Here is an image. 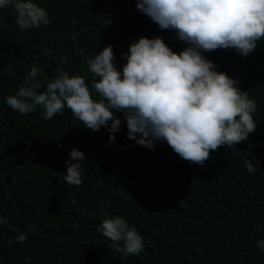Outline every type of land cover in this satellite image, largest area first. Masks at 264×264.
<instances>
[{
    "label": "trees",
    "instance_id": "trees-1",
    "mask_svg": "<svg viewBox=\"0 0 264 264\" xmlns=\"http://www.w3.org/2000/svg\"><path fill=\"white\" fill-rule=\"evenodd\" d=\"M32 2L46 10L47 26L20 31L14 8H0V218L7 221L0 224V264H264L256 244L264 240V37L247 56L202 53L256 101L257 128L246 141L210 152L201 166L164 140L154 150L129 140L119 112L110 143L108 128L86 130L70 109L51 120L42 119V105L28 115L12 110L6 98L34 83L33 67L38 92L63 69L82 76L98 100L91 86L99 78L88 61L103 47H112L122 71L124 54L140 38H162L177 54L188 46L139 12L137 0ZM72 149L86 157L79 187L64 183ZM105 213L137 229L143 252L111 247L97 230ZM19 234L27 237L22 244L14 242Z\"/></svg>",
    "mask_w": 264,
    "mask_h": 264
},
{
    "label": "clouds",
    "instance_id": "clouds-1",
    "mask_svg": "<svg viewBox=\"0 0 264 264\" xmlns=\"http://www.w3.org/2000/svg\"><path fill=\"white\" fill-rule=\"evenodd\" d=\"M9 6L17 14L20 31L50 23L46 10L32 0H0V8ZM136 8L161 30L175 31L188 46L177 54L162 38H140L124 54L127 63L122 71L115 67L112 47H103L88 61L89 72L99 78L91 86L98 100L92 98L82 76H69L63 69L38 92L41 84L35 81L40 70L33 67L29 75L34 83L9 95L6 104L21 115L42 105L44 120L70 109L86 130L108 128L110 143L120 131L121 119L115 115L119 112L129 140L150 150L164 140L182 159L201 166L210 152L246 141L257 128L253 119L257 103L237 87V80L216 71L217 65L202 53L234 49L247 56L254 51L264 37V0H137ZM70 161L64 183L79 187L85 154L72 149ZM245 166L249 173L256 171L249 161ZM105 217L97 230L113 242L112 248L129 255L143 252V238L135 227L120 216L108 218L105 213ZM26 239L19 234L14 242L22 244ZM256 244L264 250V240Z\"/></svg>",
    "mask_w": 264,
    "mask_h": 264
}]
</instances>
